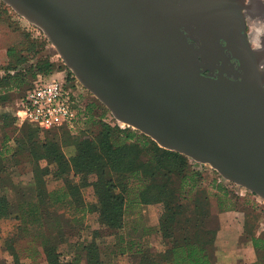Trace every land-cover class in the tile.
<instances>
[{
  "label": "water",
  "instance_id": "1",
  "mask_svg": "<svg viewBox=\"0 0 264 264\" xmlns=\"http://www.w3.org/2000/svg\"><path fill=\"white\" fill-rule=\"evenodd\" d=\"M2 1L48 37L118 122L264 200V57L244 38L227 41L237 67L216 54L217 8L186 0ZM214 65L227 70L215 74Z\"/></svg>",
  "mask_w": 264,
  "mask_h": 264
},
{
  "label": "trees",
  "instance_id": "2",
  "mask_svg": "<svg viewBox=\"0 0 264 264\" xmlns=\"http://www.w3.org/2000/svg\"><path fill=\"white\" fill-rule=\"evenodd\" d=\"M32 40L39 44V39L32 37ZM25 63L24 60H18L14 63L13 69H6L0 75L1 106L10 103L11 94H16L23 86H25L24 91L29 90L38 76L48 77L53 71V63L50 62L32 65L28 69H24ZM43 65L46 67L43 68ZM88 110L90 112L91 108ZM0 121L8 125L5 115H0ZM20 131L21 137L17 139L20 145L19 151L34 163V165L31 164L34 166L32 169L23 170V173H30L33 180L37 182L39 197L43 203L49 204L51 200L54 201V198L60 200L66 193H70L75 197L78 205L83 206L85 195L83 191L89 187L93 188L94 196L98 197L97 204L92 205L90 211L97 215L98 224L102 229L95 233L93 240L87 246L89 264H102L99 246L104 242L117 246L121 254H142L139 264H213L220 223L213 229L202 226L204 222V219H200L203 211L202 199L191 196L198 186L196 183L200 179V173L194 169L191 170L188 164L181 168L172 162L162 161L163 158L183 159L181 155L163 150L157 145L149 147L145 141L143 145L131 144L135 136L126 135L123 139L112 140L107 145L99 144L98 139L97 144H94V140L80 143L75 140L76 143L73 145H76L78 152L68 164L61 151L60 142L57 140V132L44 131L46 140L43 144H39L34 137L41 131L39 128L24 126ZM43 162L46 165L43 166ZM70 168L74 177L78 178L75 184L66 182ZM50 174H53L56 181L64 183V189L60 193L56 192V195L49 192V183L46 178ZM92 174L96 176L94 181L89 179ZM131 179H136L142 187L139 192L140 202L165 205V213L159 228L162 242L166 247L163 262L157 261L143 242L136 239L128 241L121 235L122 220L126 211L125 196L130 191ZM217 184V189L225 198L219 202L221 213L232 210L236 204L245 199V197H239L231 187L227 188L220 182ZM193 201L195 209L190 216L187 203ZM3 207L5 204H0V210ZM110 238H114L115 241H111Z\"/></svg>",
  "mask_w": 264,
  "mask_h": 264
},
{
  "label": "crops",
  "instance_id": "3",
  "mask_svg": "<svg viewBox=\"0 0 264 264\" xmlns=\"http://www.w3.org/2000/svg\"><path fill=\"white\" fill-rule=\"evenodd\" d=\"M14 113L15 109L9 116L17 121V131L10 132L8 125L0 121V204H5L0 210V264H89L87 246L102 229L90 211L98 197L84 195V205L79 206L75 197L66 193L60 200L43 203L37 182L23 173L34 163L19 151L17 139L23 124ZM44 134L41 130L34 135L39 144L45 142ZM67 179L69 183L78 182L76 178ZM63 189L62 182L49 192L56 195ZM244 201H250V197L220 215L222 235L217 240L213 264H264V213L246 206ZM158 238L139 242L163 262L166 247ZM99 256L102 264H139L142 260V254H121L108 242L100 243Z\"/></svg>",
  "mask_w": 264,
  "mask_h": 264
},
{
  "label": "rangeland",
  "instance_id": "4",
  "mask_svg": "<svg viewBox=\"0 0 264 264\" xmlns=\"http://www.w3.org/2000/svg\"><path fill=\"white\" fill-rule=\"evenodd\" d=\"M39 32L40 31L37 30L35 26L30 24L24 18L20 17L10 6L0 0V75H2L3 71L6 69H13L15 66L14 63L18 60H24L26 62L24 69H28L30 66L36 64L38 65L39 63H53V71L51 75L48 76V78L65 80L66 85L79 96L78 100L80 104L86 103L88 109L91 108V113L89 112V118L81 122L75 129L70 130L66 128H56L47 130V132L51 133L57 132V140L60 142L61 151L68 164H70V160L75 157L78 152L76 145H73L76 143L75 140H78V143L83 141L87 142V140H94V144H97L98 139L99 144L105 143V145H107L112 140L119 141L126 135H134L135 138L130 142L131 144L141 143L143 145V141H145L149 147L157 145L159 148H161L150 137L142 134L132 127L118 122L112 113L76 79L75 75L62 61V58L58 54L56 48L50 43L48 37L42 33V36H40ZM35 35H38V37L35 38ZM32 37L39 39V44L35 43L32 40ZM45 67L46 66L43 65V68ZM24 89L25 86L17 91L16 94H11L10 103H8L6 106L0 105V115L6 116L9 127L8 130L10 132H15L19 129V127L16 125L17 121H13L9 115L10 113L12 115L14 109L16 108V105L19 101L18 98L25 95L26 91H24ZM24 126L36 128V126L28 122H25L22 125V127ZM42 136L44 138L43 140L45 141L46 134ZM70 147H72V149H70ZM179 155H181L183 159L178 160L172 158H163L162 161L165 163L172 162L181 168H184V166L188 164L191 170L194 169L195 171H199L200 179L196 183L198 186L192 192L191 196L202 199L203 211L200 219H204V222L202 223L204 228L213 229L216 228L220 223V228L218 226V230H220L218 231L217 240L222 235V224L220 221L222 210L219 207V202L220 200H225L223 193L221 194L217 189V183H223L227 188L231 187L232 190H234V192L239 195V197H250V201H246L244 204L250 208H254L256 211L264 213V200L250 193L246 189L224 180L210 165L198 164L194 160L182 154ZM42 164L43 166L46 165L45 162ZM52 175L53 174H50L46 178L48 183L51 184L48 186V188L62 183L61 181H56ZM94 175L92 174L89 176L91 181L96 179V176ZM25 176L31 178L30 173L26 174ZM118 176L120 177V175ZM68 177L72 179L76 178L74 177L72 169L69 172ZM129 183L130 191L125 196L126 211L122 220L123 236L128 241L132 239L142 241L143 238L146 240H152L155 237H159L162 240V235L159 228L162 217L165 213V205L163 203L144 204L140 202L139 192L142 190L140 183L136 179H131ZM83 192L86 196H94V190L92 187L84 189ZM191 196H189L190 199ZM231 196L235 197L233 195ZM187 208L189 209L188 215L191 216L195 209V202L193 201L187 203ZM94 219L97 221V215H94ZM110 240L112 241L114 238H110Z\"/></svg>",
  "mask_w": 264,
  "mask_h": 264
},
{
  "label": "built area",
  "instance_id": "5",
  "mask_svg": "<svg viewBox=\"0 0 264 264\" xmlns=\"http://www.w3.org/2000/svg\"><path fill=\"white\" fill-rule=\"evenodd\" d=\"M78 97L65 80L40 75L19 99L14 114L20 125L28 122L42 131L63 127L72 130L89 118L87 104H80Z\"/></svg>",
  "mask_w": 264,
  "mask_h": 264
},
{
  "label": "flooded vegetation",
  "instance_id": "6",
  "mask_svg": "<svg viewBox=\"0 0 264 264\" xmlns=\"http://www.w3.org/2000/svg\"><path fill=\"white\" fill-rule=\"evenodd\" d=\"M186 1L200 6L209 7L212 5L218 9L215 13L217 20L215 22L210 21L211 31L214 32V34L212 33L213 36L223 46V50L217 51V55L230 58L231 63L237 67L239 62L233 59V50L229 48L227 41L244 38L254 51L259 52L264 57V0ZM189 40L194 42L190 38ZM219 67L227 70L225 66L214 65L212 68L215 74L220 72ZM262 69L264 70V67ZM210 73V71H206L204 74L209 75Z\"/></svg>",
  "mask_w": 264,
  "mask_h": 264
},
{
  "label": "bare ground",
  "instance_id": "7",
  "mask_svg": "<svg viewBox=\"0 0 264 264\" xmlns=\"http://www.w3.org/2000/svg\"><path fill=\"white\" fill-rule=\"evenodd\" d=\"M261 67H264V62H263V64H262V66Z\"/></svg>",
  "mask_w": 264,
  "mask_h": 264
}]
</instances>
